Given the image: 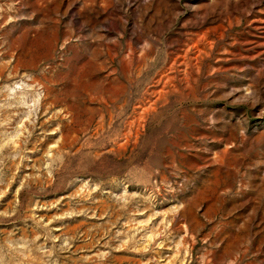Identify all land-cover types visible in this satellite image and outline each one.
<instances>
[{"label":"rangeland","instance_id":"374dc122","mask_svg":"<svg viewBox=\"0 0 264 264\" xmlns=\"http://www.w3.org/2000/svg\"><path fill=\"white\" fill-rule=\"evenodd\" d=\"M0 264H264V0H0Z\"/></svg>","mask_w":264,"mask_h":264}]
</instances>
